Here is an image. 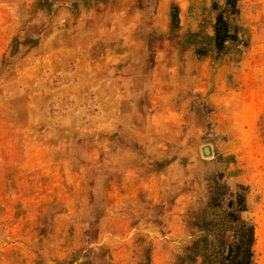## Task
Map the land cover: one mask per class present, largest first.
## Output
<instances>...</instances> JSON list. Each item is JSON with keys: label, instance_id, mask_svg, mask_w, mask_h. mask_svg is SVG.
Returning a JSON list of instances; mask_svg holds the SVG:
<instances>
[{"label": "rangeland", "instance_id": "374dc122", "mask_svg": "<svg viewBox=\"0 0 264 264\" xmlns=\"http://www.w3.org/2000/svg\"><path fill=\"white\" fill-rule=\"evenodd\" d=\"M128 2L0 0V264H264V0H132L141 46L123 27L95 42L149 52L166 89L197 90L165 203L138 196L123 140L88 118L94 90L63 95L77 21L121 19Z\"/></svg>", "mask_w": 264, "mask_h": 264}, {"label": "crops", "instance_id": "0c3cea01", "mask_svg": "<svg viewBox=\"0 0 264 264\" xmlns=\"http://www.w3.org/2000/svg\"><path fill=\"white\" fill-rule=\"evenodd\" d=\"M120 7L126 15L118 20L100 17L77 21L76 35L65 46L70 53L60 56V66L65 68L73 64L74 70L71 84L63 90V95L67 93L82 99L85 92L94 90V105L98 111L90 113L88 118H96L99 121L95 124L97 129L116 136L119 143L123 140L118 154L123 156L124 170L132 171V186L138 190V196L147 191L149 198L157 195L165 203L167 171L171 167L167 160L168 149L176 138L174 130L183 129V125L189 123L188 111L195 102L191 101L198 99L197 90H179L178 94L166 89L170 69L159 68L158 58L149 52L135 48L119 52L115 47L104 50L96 47L95 42L104 37L109 40L119 37L117 27L124 28V35L120 36L131 39L138 48L141 46L140 27L146 20L134 13L140 12V8L132 0ZM180 98L178 106L173 100ZM90 122L93 125V120ZM189 139L193 138H186L191 147ZM177 154L182 155L183 151ZM154 217L167 216L162 213Z\"/></svg>", "mask_w": 264, "mask_h": 264}, {"label": "trees", "instance_id": "16d2710c", "mask_svg": "<svg viewBox=\"0 0 264 264\" xmlns=\"http://www.w3.org/2000/svg\"><path fill=\"white\" fill-rule=\"evenodd\" d=\"M237 2L238 0H227V5L235 10L236 6H237ZM222 27H223V32H222ZM226 36H227V26L223 21V18L221 15L218 16V24H217V28H216V42L219 46L223 45V43L226 40Z\"/></svg>", "mask_w": 264, "mask_h": 264}, {"label": "water", "instance_id": "95a60500", "mask_svg": "<svg viewBox=\"0 0 264 264\" xmlns=\"http://www.w3.org/2000/svg\"><path fill=\"white\" fill-rule=\"evenodd\" d=\"M204 154L205 155H210L211 154V150L209 148H205L204 149Z\"/></svg>", "mask_w": 264, "mask_h": 264}]
</instances>
